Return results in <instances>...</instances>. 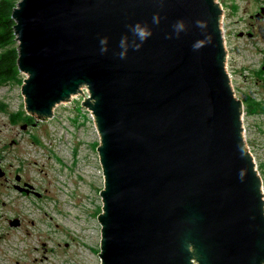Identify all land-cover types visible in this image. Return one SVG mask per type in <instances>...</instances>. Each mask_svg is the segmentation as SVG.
<instances>
[{"label":"water","instance_id":"95a60500","mask_svg":"<svg viewBox=\"0 0 264 264\" xmlns=\"http://www.w3.org/2000/svg\"><path fill=\"white\" fill-rule=\"evenodd\" d=\"M223 12L220 0L13 8L27 112L52 117L88 88L104 176L100 264H264V180Z\"/></svg>","mask_w":264,"mask_h":264},{"label":"rangeland","instance_id":"374dc122","mask_svg":"<svg viewBox=\"0 0 264 264\" xmlns=\"http://www.w3.org/2000/svg\"><path fill=\"white\" fill-rule=\"evenodd\" d=\"M220 1L236 94L264 105V17L251 16L264 0ZM24 76L19 69L0 85V264H100L104 176L93 113L75 94L38 119L25 108ZM22 109L33 124L13 117ZM243 117L264 180V110L245 107Z\"/></svg>","mask_w":264,"mask_h":264},{"label":"trees","instance_id":"16d2710c","mask_svg":"<svg viewBox=\"0 0 264 264\" xmlns=\"http://www.w3.org/2000/svg\"><path fill=\"white\" fill-rule=\"evenodd\" d=\"M17 1L0 0V85L17 80L19 75L18 42L14 32L15 20L12 18V11ZM244 103L246 110L252 111L254 108L264 110V105L255 98H249ZM18 116H21L22 120H28L31 124L34 123L35 118L23 109L13 115L15 119Z\"/></svg>","mask_w":264,"mask_h":264},{"label":"flooded vegetation","instance_id":"af4514ba","mask_svg":"<svg viewBox=\"0 0 264 264\" xmlns=\"http://www.w3.org/2000/svg\"><path fill=\"white\" fill-rule=\"evenodd\" d=\"M252 17L256 16L258 18H263L264 17V3H260L259 4V9L254 13V14H251ZM249 33L251 34V32L249 31ZM1 167V166H0ZM2 168V167H1ZM3 169V168H2ZM1 171V170H0ZM18 179V178H17ZM18 185V184H16ZM27 188V187H25Z\"/></svg>","mask_w":264,"mask_h":264},{"label":"clouds","instance_id":"9594fccd","mask_svg":"<svg viewBox=\"0 0 264 264\" xmlns=\"http://www.w3.org/2000/svg\"><path fill=\"white\" fill-rule=\"evenodd\" d=\"M154 19L156 20V18H154ZM135 31L141 37V39L145 38L148 35V33L144 32L142 29H140L139 26H137Z\"/></svg>","mask_w":264,"mask_h":264},{"label":"built area","instance_id":"2783aa9c","mask_svg":"<svg viewBox=\"0 0 264 264\" xmlns=\"http://www.w3.org/2000/svg\"><path fill=\"white\" fill-rule=\"evenodd\" d=\"M80 94H82V93H80ZM83 95H84V96H87V95H88V88H86V87L84 88V93H83Z\"/></svg>","mask_w":264,"mask_h":264}]
</instances>
